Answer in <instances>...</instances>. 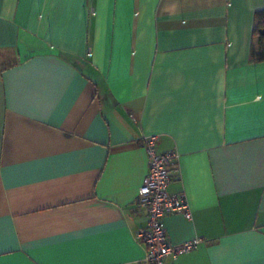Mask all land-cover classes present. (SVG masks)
<instances>
[{"label": "crops", "instance_id": "0c3cea01", "mask_svg": "<svg viewBox=\"0 0 264 264\" xmlns=\"http://www.w3.org/2000/svg\"><path fill=\"white\" fill-rule=\"evenodd\" d=\"M264 0H0V264H150L144 139L201 238L174 264H264Z\"/></svg>", "mask_w": 264, "mask_h": 264}, {"label": "built area", "instance_id": "2783aa9c", "mask_svg": "<svg viewBox=\"0 0 264 264\" xmlns=\"http://www.w3.org/2000/svg\"><path fill=\"white\" fill-rule=\"evenodd\" d=\"M158 135L145 137L144 144L150 158V167L139 189L137 206L147 212V224L136 234L146 248L145 259L150 264H174L180 255L196 249L201 238L195 237L174 244L169 236L166 217L181 212L192 219V210L185 191L171 192L169 187L177 167L176 150L160 152Z\"/></svg>", "mask_w": 264, "mask_h": 264}, {"label": "trees", "instance_id": "16d2710c", "mask_svg": "<svg viewBox=\"0 0 264 264\" xmlns=\"http://www.w3.org/2000/svg\"><path fill=\"white\" fill-rule=\"evenodd\" d=\"M251 60L264 61V10L255 13Z\"/></svg>", "mask_w": 264, "mask_h": 264}]
</instances>
